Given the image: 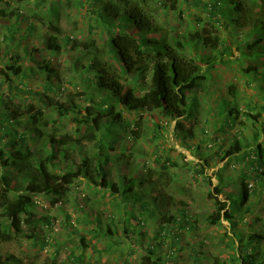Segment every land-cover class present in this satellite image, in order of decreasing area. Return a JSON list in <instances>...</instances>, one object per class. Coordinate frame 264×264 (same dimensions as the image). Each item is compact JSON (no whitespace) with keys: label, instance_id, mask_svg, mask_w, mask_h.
I'll list each match as a JSON object with an SVG mask.
<instances>
[{"label":"trees","instance_id":"trees-1","mask_svg":"<svg viewBox=\"0 0 264 264\" xmlns=\"http://www.w3.org/2000/svg\"><path fill=\"white\" fill-rule=\"evenodd\" d=\"M43 1L34 0V9L40 10L43 6L50 10L51 8L43 4ZM113 1L115 2L82 1L87 3L86 6L91 8L97 22L102 25L104 39L100 45L92 40L78 41L71 35L63 34L62 38H57L54 34L60 35L61 32L53 20L46 17L45 20L34 11L31 12L29 23L26 21L25 27L28 31L35 29L38 23L48 31L54 32L46 39L42 49L56 52L61 48L60 45L65 43L70 45L71 49L77 50L79 56L73 65V70L77 73V77L84 78L79 81L86 87H94V94H89L83 106L75 99L60 104L47 94L44 95L45 101H43L38 93L32 90L25 92L37 95V99L43 101L42 105L47 106L48 111L50 107L56 111L58 118H69L75 128L74 132L70 133L66 128L58 126L62 119L55 120L49 112L34 105L28 106L31 112L29 116L21 115L20 106L15 102L17 97L0 92V244L14 242L20 245L24 241L36 240L40 223L35 219L33 211L35 203H38L39 199H48L51 206L61 208L71 201L70 195L73 191L71 187H74V183L79 180H83L90 193L98 198L92 200L91 203L94 205L90 207L91 209L98 207L99 201L106 198L104 194H99L101 190L107 191L112 198L121 199L115 202L117 207H120L121 220L116 221V217L111 214L108 219L109 224L105 226V233H110L119 240L120 236L112 233L110 228L117 222L121 226L122 236L130 238L133 232V228L129 226L133 225L130 219H133L139 227L143 222L141 215L150 212V206L148 202H143L142 207L145 211L141 212L139 209V212L135 213L132 212L133 208L129 211L125 208V202L135 203L141 199L137 192H139L138 188L143 186L147 189V191L143 190V193L154 198L151 199L152 202L169 203L171 198L164 190L160 177L163 172L160 171L167 170L168 166H175L169 158H165L159 169L147 170L138 178L129 173L128 159L132 155V150L119 145L123 144L125 139H132L131 145L135 144L136 131L140 129L138 121L142 113L151 110L165 120L163 124H159L161 126L155 124L152 137L159 134L161 127L175 122L176 135L182 137L183 143L195 139L197 132L195 128L199 124V119H193L197 104L193 102L192 97L197 91L210 92V87L214 84L211 83V77L205 73L202 65L212 67L230 53L229 46L220 38V29L228 31L230 28L232 31H240L239 35L242 39L235 40V49L242 58L256 61L254 66L243 71L245 74L252 73L257 77L259 71L264 72V0H193L190 5L201 8L209 19L215 21L214 25L204 24L199 30L194 27L184 34L170 38L166 37V33L156 25L152 16L145 13L142 7L145 0ZM0 3L8 4L5 0H0ZM156 3L162 10L172 12L176 17L178 15L179 19L181 12L178 10L177 0H157ZM21 6L24 9L28 7L25 4ZM226 6L228 10L224 9ZM28 8L27 10L30 11V7ZM49 14L54 16L56 12L50 10ZM12 18L15 19L13 23L15 24L22 19V16L16 9L11 10L10 13L0 9V28L5 27L6 22ZM195 26L198 24L195 23ZM245 29H248V32L243 34ZM8 38L6 35L2 37L3 40ZM191 45L208 54L202 57L200 54L192 53L188 50ZM34 49L25 52V60L31 62L33 72L45 74L47 81L43 84L44 90L59 95L63 89L57 85V80H52L58 75L56 68L51 67L47 62L34 60L33 56L40 48ZM32 52L34 53L31 54ZM209 52H216L218 57L209 55ZM21 57L16 53L8 60H12L15 64L8 62L0 66V75L3 78L1 84L9 85L12 78L17 79L25 75L22 67L18 65V62L23 60ZM29 71L31 72L30 69ZM21 83L23 82H19L20 86L15 88L17 95H22L27 89L23 88ZM68 83L73 84V80ZM226 94V97L217 96L215 107L209 105L218 120L213 122L214 129L210 134L206 130L203 131L204 140L215 141L220 130L226 129V132H229L242 117L243 121L248 120L251 128L239 121L241 129L228 142V148L224 149V139H218L220 144L216 146L217 150L211 158L204 160V168H208V163L216 157L227 161L234 160L237 165L234 170L237 178L233 176L232 181H238L241 188L234 198L228 197L225 200L218 198L224 191L222 185L213 187L208 193V199L215 207L211 217L208 218V223L212 226L222 219L232 221L236 213L242 219L246 217L251 211L250 198L259 194L256 186L262 187L261 193L264 191V149L258 143L259 126L264 136V125L260 123L264 115V98H262L263 102L260 104L254 102L252 106L255 97L252 95L250 99L249 94L241 96L235 85H229ZM97 96H101L100 100H95ZM240 99L242 102L246 101L250 112L242 113L238 108ZM133 113H139L138 117H140L134 123L136 131L129 130L132 129L131 123L123 118L124 114ZM181 119H185L186 123H180ZM209 123L210 118L205 119L204 124ZM123 128H125L124 133L128 135L119 134L118 131ZM244 132H247V135ZM114 144H117L116 147ZM78 146L87 147L86 151L80 153ZM155 160V163H158L157 158ZM113 162L120 165L127 164L128 172L121 181L115 182L109 178V169ZM61 166L64 168L59 172ZM202 170L203 168L199 173H202ZM253 184L260 186L255 185L252 188ZM132 194L137 198H132ZM83 200L88 202L86 197ZM86 207V203H83L78 209L89 223L91 215L96 216V214H92V210H86ZM180 213L181 220L174 217L163 218L166 222L159 224L156 237L166 240V236L170 234L169 223L185 225L191 230L194 222L191 223L185 216V211L182 210ZM52 221L46 218L48 227L53 224ZM100 223L98 219L97 226H93L96 230L93 228L88 230L90 235L95 234L92 231L103 233ZM250 229L247 234H233L235 241L233 243L236 246L230 260L231 264H264V254L256 247L264 239L263 235L253 227ZM68 230L70 233L75 231L73 226ZM176 238L178 239L177 233ZM46 243L45 240L44 245ZM81 243L84 245L83 240ZM156 248V243L148 245L137 264H160V259L155 257ZM191 252L196 259L200 256L195 253V248H191ZM130 253H135L133 247ZM78 257L71 254L74 263L81 261ZM10 263L36 264L33 261L24 263L12 254H0V264ZM40 264L63 263L56 256H51L43 259ZM123 264L133 263L126 261ZM211 264L228 263L214 257Z\"/></svg>","mask_w":264,"mask_h":264},{"label":"rangeland","instance_id":"rangeland-1","mask_svg":"<svg viewBox=\"0 0 264 264\" xmlns=\"http://www.w3.org/2000/svg\"><path fill=\"white\" fill-rule=\"evenodd\" d=\"M5 1L8 4L0 3V9L6 10V13H10L11 10L16 9L19 15L22 16V19L13 24L15 19L12 18L6 22L7 25L5 27L0 28V56H2L0 66L8 64V62L15 64L12 60H8L18 53L23 58V60L18 62V65L22 67L25 75H21L17 79L12 78L9 85L6 83L1 84L3 78L0 75V92H3L4 95L17 97L15 98V102L20 106L21 115L29 116L31 112L28 110V106L34 105L36 108H42L47 113L49 112L50 116L55 120L62 119V122L58 126L66 128L70 133H73L75 128L73 123L69 121V118H58L55 110L53 111L50 107L48 111L47 106L42 105L43 101H45L44 95L51 96L54 98L53 100H56L60 104H63V102L68 103L70 99H75L78 103L85 106L89 94H94V87H86V85L79 81L84 78L77 77V73L73 70V65L79 56L77 50L71 49V46L65 43L60 45L61 48L56 52H48L42 49L46 39L53 35L54 32L48 31L46 27L44 28L38 23H36L35 29L28 31L25 27L27 25L26 21L29 20L31 12L34 11L45 20H47L46 18L53 20L61 32L60 35L54 34L57 38H62L63 34L71 35L78 41L88 42L92 40L98 45L104 39L102 25L97 22L91 8L86 6L87 3H82L85 0H44L43 4L56 12L54 16H51L49 14L50 10H47L42 5L40 10H35L33 7L34 0ZM111 1L115 2L113 0H104L106 3ZM192 1L177 0L178 10L181 12L179 19L177 18L178 15L176 17L174 13L162 10L160 5L156 3L157 0H145L142 7L147 15L152 16V20L156 25L166 33V37L170 38L184 34L194 27L196 30H199L204 24L214 25L215 21L209 19L201 8L190 5ZM23 4L28 5L31 10H27L29 9L28 7L24 9L21 6ZM224 9L228 10V6L224 7ZM195 23L198 26H195ZM246 32H248V29L243 30V34H246ZM239 34L240 31H232L230 28L228 31L220 29V38L229 46L230 53L219 60L220 63L212 67L202 65L205 73L210 75L211 83L214 84L211 85L210 92L201 93L197 91L192 97L193 102L197 104L193 119H199V124L195 128L197 132L194 140H187L183 143L182 137L176 135L174 129L175 122L161 127L159 134L156 137H152V130L155 128V124L161 126L159 124H163L165 121L160 118L157 112L151 110L144 111L141 119L138 121L140 122V129L138 131H136L134 123L140 118L138 117L139 113L125 114V120L131 123L132 129L129 130L137 132V139L134 145H131L132 139H125L122 142L123 144L119 145L127 149L131 148L132 150V155L128 159V164L130 165L129 173L138 178L141 173H145L147 170L159 169L163 160L169 158L170 162L175 166H168L167 170L160 171L163 172L160 177L164 190L171 198L169 203L152 202L151 199L154 198L149 194H144L143 190L147 191V189L140 186L141 188H138L139 192L137 193L141 196V199L135 203L125 202V208L128 211L133 208L132 212L135 213H138L139 209L141 212H144L145 208L142 207V203L148 202L150 212H144L141 215L143 222L139 227L136 226V222L133 219H130L133 225H129V223L128 225L133 228V232L128 239L122 236L121 226L117 222L111 225V232L117 233L120 236L118 240L110 233H105V226L109 224L108 219L111 214L116 217V221L121 220V215L119 214L120 207L118 208L115 204V202L121 199L112 198L107 191L101 190L99 194H104L106 198H102L99 201L98 207L91 209L90 207L94 205L91 203L93 202L92 200H97L98 198L90 193L83 180H79L77 183H74V187H71V190L73 189L70 195L71 201L62 205L61 208L51 206L48 199H39L38 203H35L33 211L35 219L40 223L37 229L36 240L24 241L20 245L14 242L0 244V254H12L24 263L33 261L36 264L42 263L43 259L51 256H56L63 264H123L126 261L137 264L144 249L148 245L156 243L155 257L160 259V264H211L214 257L231 264L230 260L234 255L236 246L233 243L235 242L233 234H247L250 232V228L253 227L264 238V191L261 193L262 187L256 186L259 194L250 198L251 211L246 217L242 219L236 213V217L232 221L222 219L213 226L208 223V218L211 217L215 210L213 202L208 199V193L212 188L222 185L224 191L218 197L220 200H225L228 197L234 198L241 188L238 181H232L233 176L237 178L234 171L237 165L234 160L230 159L227 161V159L222 160L221 157H216L208 163V168L203 167L204 160H208L209 157L211 158L212 154L217 150L216 146L220 144L218 139H224V149L228 148V142L241 129L239 121L248 126V128H251L248 120L243 121L242 117L235 124V127L230 128L229 132H226V129L220 130L217 133L218 139L213 140L214 142L212 140L205 141L203 131L206 130L210 134L214 129L213 122L218 120V117L215 116L214 111L209 105L216 106L217 96L218 98L221 95L226 97V88L229 85L237 86L241 96L249 94V98L251 99L253 95L255 97L253 100H255L252 101V106L254 102L260 104L263 102L262 98H264V72L259 71L257 77H254L252 73L245 74L243 72L246 68L254 66L256 61L255 59L248 60L242 58L235 49V40L242 39V36ZM5 35L9 37L7 40L2 39ZM22 35H24V38L21 39ZM34 48H40L39 52L37 51L33 56L34 60L37 62H47L48 65L56 68L58 75L52 78V80H57V85L63 89L59 95L44 90L43 84L47 81L45 74L38 71L33 72L31 62L25 60V52H29ZM188 50L192 53L200 54L202 57L208 54L195 45H191ZM209 55L215 58L218 57L216 52H209ZM72 80L73 84L68 83ZM19 82H23L21 83L24 86L23 88H27L23 91L22 95H17L15 92V88L20 86ZM28 90L38 93L43 101L37 99V95L25 93ZM100 98L101 96H97L95 100H100ZM245 102L241 100L237 104L242 113L250 112ZM56 110L58 111V109ZM208 118H210V123L205 125V119ZM262 119L260 123L264 125V115ZM179 122L182 124L186 123L185 119H181ZM124 129L118 131L120 135H128L124 133ZM129 130L128 133L130 132ZM259 130L260 133L257 131L260 135L258 143L264 149V136L260 126ZM244 134L247 135V132H244ZM197 144H199L198 147H196ZM114 145L116 147L117 144ZM85 148L87 147L78 146L80 153L81 151L85 152ZM156 158L158 163H155ZM63 168L64 166H61L58 171L62 172ZM202 168V173H199ZM126 169L127 164L123 163L120 165L113 162L112 167L109 169L110 180L115 182L121 181L128 172ZM208 182H211V184H208ZM248 182L250 183L251 181ZM255 185L260 186L259 184H253L251 187L253 188ZM132 195V198H137L135 194ZM84 197L88 198V202L83 200ZM83 203L87 205L86 210H92V214H96V216L91 215L90 219L88 218L90 220L89 223L78 209ZM133 204H136V206ZM139 205L140 207H138ZM182 210L185 211V216L190 219V222H194L192 229H187L185 225L178 226L176 223H169L170 234L166 236V240L163 241L156 237L159 224L166 222V219L164 220L163 218L174 217L181 220L182 214L180 211ZM46 218L53 220V224L49 227L46 224ZM98 219L101 222L99 226L103 229V233L100 232L99 234L96 233L99 231H92L95 234L90 235L88 230L92 228L96 230V227L93 226H97ZM70 226H73L75 230L72 233L68 230ZM176 233L178 234V239L176 238ZM45 240L47 241L46 245H44ZM81 240H83L84 245L81 243ZM132 247L135 249V253L131 254ZM256 247L257 250L264 254V239ZM191 248H195V253L200 255L197 259L193 255V252H191ZM71 254H74L76 257L79 256L78 258L81 261L74 263L71 259Z\"/></svg>","mask_w":264,"mask_h":264},{"label":"crops","instance_id":"crops-1","mask_svg":"<svg viewBox=\"0 0 264 264\" xmlns=\"http://www.w3.org/2000/svg\"><path fill=\"white\" fill-rule=\"evenodd\" d=\"M125 117V114L123 115V118ZM119 128V127H118Z\"/></svg>","mask_w":264,"mask_h":264}]
</instances>
